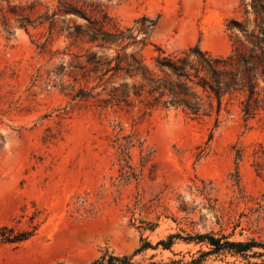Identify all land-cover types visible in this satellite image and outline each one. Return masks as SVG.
Masks as SVG:
<instances>
[{
  "label": "rangeland",
  "instance_id": "374dc122",
  "mask_svg": "<svg viewBox=\"0 0 264 264\" xmlns=\"http://www.w3.org/2000/svg\"><path fill=\"white\" fill-rule=\"evenodd\" d=\"M32 1L0 0V264H82L174 233L264 242V111L149 108L125 72L131 53L149 66L158 49L230 53L226 24L241 18V1L96 0L138 40L135 21L154 23L145 44L123 50L68 37L85 20L59 14L51 27L44 15L58 0ZM117 53L123 69L106 72ZM208 249L176 238L135 260L188 262ZM199 264L250 263L223 252Z\"/></svg>",
  "mask_w": 264,
  "mask_h": 264
},
{
  "label": "trees",
  "instance_id": "16d2710c",
  "mask_svg": "<svg viewBox=\"0 0 264 264\" xmlns=\"http://www.w3.org/2000/svg\"><path fill=\"white\" fill-rule=\"evenodd\" d=\"M240 1L241 18L231 17L226 24L233 40V49L226 55H213L198 45L171 52L158 49L157 55L153 57V65L149 66L131 53L132 61L127 63L125 72L132 79L134 95L145 93L150 97L149 108L172 105L182 107L194 116L212 110L219 114L223 106L227 107L233 101L238 103L245 118L264 111V0ZM94 2L96 0H58L57 8H49L51 13H46L44 19H50L52 27L51 19L59 14H74L83 18L85 29L72 25V31L68 32V37L73 36L75 40L88 36V42H119L122 44L119 50L139 42L145 44L153 22L147 23L145 18L135 21L138 23L135 30L144 34L138 40L130 32L131 28L120 29ZM37 3L33 0L27 7L32 10ZM25 20L28 21L27 16L21 18L22 23ZM115 59V65L108 67L106 72L123 69L121 62L126 61V56L117 53ZM110 63L108 61L107 64ZM121 92L123 95L124 91ZM113 94L116 96L117 92ZM27 236L28 233H24L17 240H24ZM176 238L202 242L209 249L199 252L188 262L181 259L154 260L152 257L145 263L135 260V256L147 248L161 246L162 249H170ZM140 241V246L131 253L105 250L98 257L82 264H199L204 256L223 252L243 256L250 264H264V242L254 239L231 240L225 235L204 232L185 237L178 233L169 234L155 244L144 238ZM250 258H257L258 261L250 262Z\"/></svg>",
  "mask_w": 264,
  "mask_h": 264
}]
</instances>
